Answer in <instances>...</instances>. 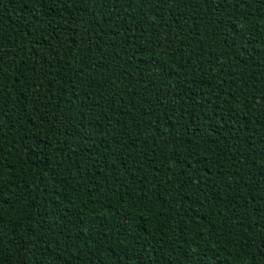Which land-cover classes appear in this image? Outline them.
I'll use <instances>...</instances> for the list:
<instances>
[{"label":"trees","instance_id":"trees-1","mask_svg":"<svg viewBox=\"0 0 264 264\" xmlns=\"http://www.w3.org/2000/svg\"><path fill=\"white\" fill-rule=\"evenodd\" d=\"M0 264H264V0H0Z\"/></svg>","mask_w":264,"mask_h":264}]
</instances>
